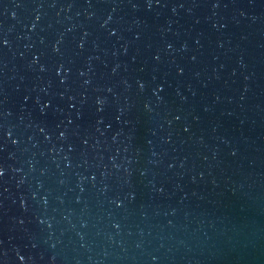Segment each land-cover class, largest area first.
Masks as SVG:
<instances>
[{
	"label": "water",
	"instance_id": "95a60500",
	"mask_svg": "<svg viewBox=\"0 0 264 264\" xmlns=\"http://www.w3.org/2000/svg\"><path fill=\"white\" fill-rule=\"evenodd\" d=\"M0 264H264V0H0Z\"/></svg>",
	"mask_w": 264,
	"mask_h": 264
}]
</instances>
